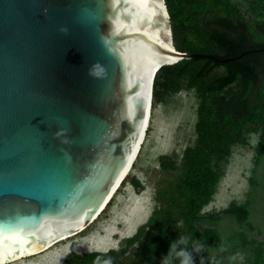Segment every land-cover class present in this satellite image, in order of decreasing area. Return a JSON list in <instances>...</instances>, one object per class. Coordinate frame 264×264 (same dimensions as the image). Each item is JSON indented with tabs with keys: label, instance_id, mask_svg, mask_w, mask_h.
I'll return each instance as SVG.
<instances>
[{
	"label": "water",
	"instance_id": "1",
	"mask_svg": "<svg viewBox=\"0 0 264 264\" xmlns=\"http://www.w3.org/2000/svg\"><path fill=\"white\" fill-rule=\"evenodd\" d=\"M196 56L176 48L165 0H0V264L100 215L158 68Z\"/></svg>",
	"mask_w": 264,
	"mask_h": 264
},
{
	"label": "trees",
	"instance_id": "2",
	"mask_svg": "<svg viewBox=\"0 0 264 264\" xmlns=\"http://www.w3.org/2000/svg\"><path fill=\"white\" fill-rule=\"evenodd\" d=\"M165 2L176 48L198 56L158 68L151 111L167 96L193 89L197 97L195 140L183 149L179 160L169 155L159 158L166 177L157 180L155 205L132 235L106 251L69 252L61 264H103L109 257L113 264H161L179 236L199 241L210 237L209 231H199L195 221L216 191L219 165L231 147L258 133L255 150L264 153V49L257 50L264 47V11H258L264 0ZM126 183L141 187L140 181L127 173L117 190ZM226 210L239 218L246 215L244 207L233 202Z\"/></svg>",
	"mask_w": 264,
	"mask_h": 264
},
{
	"label": "rangeland",
	"instance_id": "3",
	"mask_svg": "<svg viewBox=\"0 0 264 264\" xmlns=\"http://www.w3.org/2000/svg\"><path fill=\"white\" fill-rule=\"evenodd\" d=\"M261 5L258 11H264ZM196 107L193 89H181L156 103L128 172L140 181L141 187L126 183L115 191L108 210L85 232L6 264H61L69 252L117 248L123 237L132 235L146 221L155 205L156 182L166 177L159 158L169 155L179 160L183 149L193 144ZM259 138L258 133H251L246 143L233 145L229 156L220 163L216 191L195 221L199 231L210 233L200 241L206 250L195 255V264H201L200 256L203 264H240L231 259L237 253L244 255L243 264H264V153L255 150ZM231 202L243 206L246 215L239 218L226 210Z\"/></svg>",
	"mask_w": 264,
	"mask_h": 264
},
{
	"label": "clouds",
	"instance_id": "4",
	"mask_svg": "<svg viewBox=\"0 0 264 264\" xmlns=\"http://www.w3.org/2000/svg\"><path fill=\"white\" fill-rule=\"evenodd\" d=\"M205 250L206 247L198 239L181 235L170 244L167 255L161 258V264H195V255L204 253ZM231 259L243 264L245 257L242 253H237ZM200 260L203 264V256H200ZM97 264H99V261ZM103 264H113V261L109 257L103 261Z\"/></svg>",
	"mask_w": 264,
	"mask_h": 264
},
{
	"label": "bare ground",
	"instance_id": "5",
	"mask_svg": "<svg viewBox=\"0 0 264 264\" xmlns=\"http://www.w3.org/2000/svg\"><path fill=\"white\" fill-rule=\"evenodd\" d=\"M151 111V108H150V105H148L147 104V106H146V110H145V122H144V131L142 132V134H141V136H140V139L138 140V142H137V144H136V146H135V148H134V150H133V152H132V154H131V157H130V160H129V163L128 164H130V162L131 161H133L134 160V158L136 157V153H138L139 152V149H140V146H141V144H142V142H143V140H144V136H145V130L147 129V126H148V124H149V119H150V112ZM135 161V160H134ZM129 166V165H128ZM119 187V186H118ZM117 187V188H118ZM117 188L115 189V191L117 190ZM115 191H113V193H112V195H111V197L114 195V193H115ZM111 199V198H110ZM109 202V201H108ZM102 213V212H101ZM77 234V233H76ZM75 235V234H74ZM73 236V235H72ZM71 237V236H70ZM66 238H68V237H66ZM66 238H64V239H66ZM60 241V240H59ZM50 245V244H49ZM54 245V244H53ZM52 246V245H51ZM50 246V247H51ZM48 249V248H47Z\"/></svg>",
	"mask_w": 264,
	"mask_h": 264
}]
</instances>
